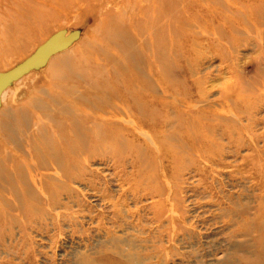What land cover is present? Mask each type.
I'll list each match as a JSON object with an SVG mask.
<instances>
[{
  "label": "rangeland",
  "instance_id": "1",
  "mask_svg": "<svg viewBox=\"0 0 264 264\" xmlns=\"http://www.w3.org/2000/svg\"><path fill=\"white\" fill-rule=\"evenodd\" d=\"M89 3L0 0V74L44 39L66 40L46 58L37 47L40 57L1 79L0 264H264V32L223 26L246 20L243 11H260L264 0H239L238 9L226 0ZM134 6L144 8V53L123 25ZM109 10L114 22L103 25ZM107 28L130 55L144 93L151 81L154 94L183 107V94H166L151 77L152 53L173 67L178 86L201 90L190 118L154 105L171 117L162 145L176 150L173 157L159 154L160 142L131 109V117H117L130 119L128 134L117 131L98 147L85 136L78 155L57 147L50 159L74 132L72 116L58 111L98 108L92 103L103 96L88 95L75 76H87V87L110 83L96 75L113 69L94 65ZM172 32L179 35L171 39ZM190 69L194 79L185 78ZM116 75L121 83L130 77ZM188 130L189 137L179 133Z\"/></svg>",
  "mask_w": 264,
  "mask_h": 264
},
{
  "label": "bare ground",
  "instance_id": "2",
  "mask_svg": "<svg viewBox=\"0 0 264 264\" xmlns=\"http://www.w3.org/2000/svg\"><path fill=\"white\" fill-rule=\"evenodd\" d=\"M87 2L88 4H90L89 0H87ZM238 2L239 0H226L225 4H227L229 8H237V6L235 5ZM134 5H137V4H134ZM134 8H137L138 11L128 14L123 25L130 27L125 30L126 33L131 34L128 37V39L135 38V40L139 44V47L141 48L140 50L144 53V50H143L144 49V8L143 7L139 8V6H134ZM262 11H264V3H262L260 11L259 10L250 11V12L243 11V13L245 14L246 20L243 19V20H230L228 22L225 21L223 26H227V27L233 26L234 27L235 23H239V28H243L250 34H253L256 32L258 33L260 32L259 34H262L264 32V25H263L264 19H262V16L259 15V12H262ZM123 12L125 13V10ZM112 13L113 12H111V10L107 11L106 16L103 19V25L106 22L107 23L114 22V15ZM236 28H238V26H235L234 29L232 28V30H237ZM110 30L111 28H107V31H108L107 34L109 35V38L106 37L107 39L104 38L103 40L101 39L102 41H100V44L104 43V45L106 46H104L99 51L100 57L98 56V58L94 61V65L97 67L96 72H98L100 68H109L110 70L113 69L107 75L102 76L101 70H100V73L98 72V74L96 75L97 77L100 78V81H104V82L109 81L110 82L109 84L111 85V87H109L110 85L108 83L103 88L98 87L96 85L95 86L91 85L87 87L85 85L87 84V82L85 84H83L82 82L86 79L87 76H85L84 74H83L84 76L82 74H80L79 76L76 75L77 77L75 76V78H78L75 81L77 82V86L82 88L83 91H85L88 95H92V94L97 95V93L100 92L103 94V96L99 98L97 97V100H94V103H92V104H95V106L98 104L96 106L98 108L91 107V110H88V109L81 110L80 109V111H77V112L58 111L59 113L56 114L57 117L67 118L69 116L70 117L72 116V119L70 120L68 125L69 126L72 125L74 127V132L67 133L61 142H58V144L55 147L53 146L56 150L53 149L49 151L50 159H55V158L57 159L58 154H59L58 153L59 150L57 147L60 148V153L61 152L64 153V155L67 156L68 158L72 154L78 155L79 154L78 149L80 148V146L76 147V145L78 143L80 145L81 141L85 138V136L88 137L92 141V143H94L96 147H98L103 140L107 141V139L109 140L112 138L114 139L116 137L115 133L117 131H122L124 134L125 133L128 134V132L132 130L130 129V125L128 124L130 123L129 122L130 119L129 120L125 119L124 121L121 122L117 120V117L119 115L122 116L123 114L128 118L131 117V115H128L129 113H131V109H134L135 113H133V116H136L138 122L142 126L144 125L146 127H149L152 131V134L154 135V138L160 142L161 148L159 147V154L165 155L167 158L173 157L174 154H176V150L174 151L171 147H166V146L164 147L162 145L166 137L165 135L166 133H164L163 131L170 124L171 117L167 113H164L162 116H159L155 108L159 106L163 108L165 107L167 108L168 106H174L173 108H175V110L177 111V115L179 116L180 120L181 118L186 119L188 117L190 118V116L193 117L195 116L194 114L198 112V111L194 112L190 107L192 105L191 101L194 100L195 96H197L196 93L200 94V97H203V94H201V90H199V87L195 86V88H193V85H183V87L180 85L178 86L176 83L177 77L176 76L174 77L173 75L174 73L173 67L170 64L165 65L166 63V62L164 63L165 60L163 59L162 56H159V54L157 53H152L153 59L148 62L150 66L149 69H151L150 75L152 78L154 77V80L157 86L162 88L166 94L167 93L173 94L175 95V97H177L178 94H183V97L181 98V104L183 107H180L178 101H174L171 98L169 99L168 97H166V95L158 96L154 94V92L156 91L155 90L156 86H154V83H152L151 81L149 82L151 85L147 87V91L144 93V87H145L144 80H140V75H138L136 73L137 71L134 70V67H133L134 65L130 63L129 61L130 55H128V52L124 51V48L121 46L118 40L117 34L116 35L111 34ZM177 35L172 32L169 35V38L174 39L175 36ZM63 38L64 36L58 35V36H55L53 39L50 38L51 39L50 42H49L50 40L49 38L47 40L44 39L40 44H38L34 48L32 53L25 56L19 63H17L16 66H13L12 68H9L8 70L2 71L0 74V98H1V95L3 96L6 91V89H4V86H3L4 84L1 82V79H3L6 75L10 73H14L16 69L23 68L24 66L23 67L19 66V64H21L22 62L25 61L24 63H26L29 61H34L31 59H33L35 56L40 57L39 54H41V52L38 53L39 49H43V52H44L43 56L46 58V56L50 55L51 51H53L55 48L57 49V47L62 46L63 44L62 41L65 40V39L63 40ZM37 47H38V50L36 49ZM60 54H62V52H60ZM61 60H64V58ZM84 65L85 63L84 64L79 63V66L82 68H84ZM117 71H120L126 75H130V77L128 78V80L124 79V81L121 83L120 81L121 79H118L119 77L116 75ZM193 73H194L193 69H190L187 72V76L185 78H193L194 76ZM142 78L144 79V77ZM127 86H130L131 91H128L126 89ZM71 89L72 90L70 89L67 90L68 94H72V91H74L73 88ZM78 101L79 103L84 104L85 106L90 104L89 100L86 99L85 97L78 99ZM156 103L158 106L156 105ZM154 105H156V107ZM141 108H144V110H142ZM142 111H144L145 114L141 115ZM160 117H163V119L162 118L161 120L158 119ZM179 119H177V121H179ZM78 124L79 126L81 125L80 128L77 126ZM68 125L66 126L67 128L69 127ZM172 128L175 129L176 125L173 126ZM183 131L182 132L179 131V133H182L180 134L181 136L185 135L184 137H189L191 135V132L189 130L185 133H183ZM256 142L258 141L256 140ZM193 144L194 146H196L195 142H192L191 144H189L190 149L194 148ZM252 148H256V146L254 147V144H253ZM182 151L184 150L182 149ZM186 151L187 150H185V152ZM177 153H179V151H177ZM40 164L42 166L44 165L43 162H40Z\"/></svg>",
  "mask_w": 264,
  "mask_h": 264
}]
</instances>
